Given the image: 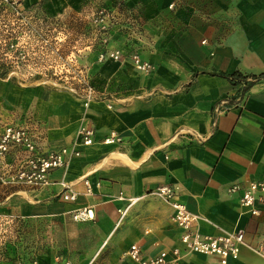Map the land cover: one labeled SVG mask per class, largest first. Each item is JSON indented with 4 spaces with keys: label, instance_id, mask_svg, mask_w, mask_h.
<instances>
[{
    "label": "crops",
    "instance_id": "crops-1",
    "mask_svg": "<svg viewBox=\"0 0 264 264\" xmlns=\"http://www.w3.org/2000/svg\"><path fill=\"white\" fill-rule=\"evenodd\" d=\"M119 4V22L105 47L119 49L121 57L88 63L86 69L90 82L106 90L103 98L85 107L69 90L24 89L21 96L10 95L13 110L0 115V131L28 117L42 151L68 146L85 124L95 134L65 171H51L48 186H14L6 199L18 203V217L62 221L71 220L72 210L91 205L94 218L78 224L94 234L95 243L72 264H97L101 252L102 264H137L126 256L132 244L144 257L181 245L171 209L148 193L173 185L197 216L199 232L245 231L236 258L222 263L216 256L190 253L177 264H264L258 251L264 245V201L252 216L238 203L241 189L227 190L233 183L242 188L264 181V0H45L43 6L52 13H73ZM134 49L153 65L150 73L133 67L127 53ZM220 72H239L245 80L232 83ZM110 131L122 141L101 142ZM15 154V149L8 152L7 163ZM3 165L0 160V170L9 173ZM60 181L79 193L75 202L59 199ZM133 197L140 198L129 204Z\"/></svg>",
    "mask_w": 264,
    "mask_h": 264
},
{
    "label": "rangeland",
    "instance_id": "rangeland-1",
    "mask_svg": "<svg viewBox=\"0 0 264 264\" xmlns=\"http://www.w3.org/2000/svg\"><path fill=\"white\" fill-rule=\"evenodd\" d=\"M27 1L0 0L3 116L13 110L9 107L10 95L21 96L24 89H62L79 96L78 75L90 80L88 63L103 62L92 55L98 46V34L88 23L90 16L83 12L85 7L73 13L68 9L52 13L40 6L33 8L35 3ZM88 44H92L90 49L85 48ZM0 174L9 175L1 170ZM13 189L16 187L11 184L0 183V264H72L93 247L94 234L72 219L18 217V203H13L11 197L6 199ZM101 253L97 264H102Z\"/></svg>",
    "mask_w": 264,
    "mask_h": 264
},
{
    "label": "built area",
    "instance_id": "built-area-1",
    "mask_svg": "<svg viewBox=\"0 0 264 264\" xmlns=\"http://www.w3.org/2000/svg\"><path fill=\"white\" fill-rule=\"evenodd\" d=\"M172 6L173 3L170 4V7ZM120 7V4L116 5L115 8L99 5L91 9H87V7L83 9V12L90 16L88 23L96 28L98 45L102 46L94 50L99 61L106 59L116 61L122 55L119 49H107L105 47L111 28L119 22L117 19ZM11 9L15 13H19L15 7H11ZM131 19L134 22V19ZM130 28L135 29L131 26ZM129 31L131 32L130 29ZM201 42L205 43V39ZM91 45L88 44L85 48L90 49ZM127 55H129L135 69L146 74L152 71L153 65L142 58L137 50H131ZM77 81L81 86L79 94L85 107L90 101L103 98L107 94L106 90L99 89L91 83L87 76L78 75ZM31 126V120L25 117L23 123H6L0 131V160L10 170L7 177L1 175L3 173L0 174L1 184L32 188L48 186L51 183L49 177L51 171L55 169L65 171L70 160L80 155V147L91 145L94 142V128L85 124L76 131L68 146L42 151L37 145ZM121 141L122 136L114 131H110L101 139V142L105 144ZM13 149L16 150L15 158L12 162L7 163V154ZM60 184L63 190L58 195L59 199L63 202H75L79 193L64 181H60ZM84 185L86 194H91L90 182L84 180ZM239 189H241V194L238 197L239 205L246 208L250 215H258L260 213L258 205L264 201V181H252L242 188L233 183L229 185L227 190L232 193ZM148 193L157 197L171 209L170 219L180 230L179 242L181 245L170 251H161L154 256L144 257L141 248L137 244H132L128 248L126 256L133 262L137 264H177L183 255L190 253L216 256L222 263L237 257L240 246L244 243L245 231L243 228L215 235L203 234L199 232L196 226L197 216L178 199L175 186L159 185ZM139 198L128 199L129 204L134 203ZM94 215V209L91 205H84L70 212V217L74 222L90 221ZM258 251L264 254V245H261Z\"/></svg>",
    "mask_w": 264,
    "mask_h": 264
},
{
    "label": "trees",
    "instance_id": "trees-1",
    "mask_svg": "<svg viewBox=\"0 0 264 264\" xmlns=\"http://www.w3.org/2000/svg\"><path fill=\"white\" fill-rule=\"evenodd\" d=\"M35 3V5H32V4H34ZM31 5H32V7L33 8H37V7H41L42 9H44L45 10V8H44V6H43V4H44V2L42 1V0H39V1H37V2H33V3H30ZM98 43H99V41H98ZM102 46H100V45H98L97 46V49L98 48H101ZM1 65H3L2 63H0V66ZM2 74H4V73H2ZM218 75H220V76H223V77H225V78H227L230 82H232V83H234L235 82V79H244L245 80V76H243L241 73H239V72H234V73H232V74H224V73H218ZM253 83V81H249V82H245V85H244V87L242 88V92H244V91H246L250 86H251V84Z\"/></svg>",
    "mask_w": 264,
    "mask_h": 264
}]
</instances>
